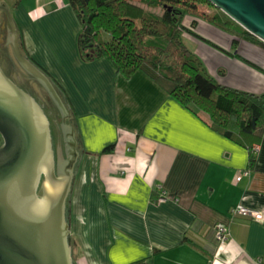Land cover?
Here are the masks:
<instances>
[{
  "label": "crops",
  "instance_id": "1",
  "mask_svg": "<svg viewBox=\"0 0 264 264\" xmlns=\"http://www.w3.org/2000/svg\"><path fill=\"white\" fill-rule=\"evenodd\" d=\"M13 13L20 42L63 90L82 140L69 215L79 264H264V135L253 141V169L238 180L249 167L246 145L210 128L144 72L125 77L106 58H81L68 0H18ZM194 20L185 16L183 25ZM196 21L195 33L218 48L184 39L210 74L263 93L264 48L241 40L229 55L233 36ZM213 91L203 88L208 97ZM236 205L263 219L233 216ZM217 224L229 235L214 248Z\"/></svg>",
  "mask_w": 264,
  "mask_h": 264
},
{
  "label": "water",
  "instance_id": "2",
  "mask_svg": "<svg viewBox=\"0 0 264 264\" xmlns=\"http://www.w3.org/2000/svg\"><path fill=\"white\" fill-rule=\"evenodd\" d=\"M207 1L264 42V0ZM1 8L12 19L5 3ZM11 47L20 67L63 118L57 123L55 150L43 102L0 66V264H77L67 201L70 207L82 140L63 90L22 50L17 34Z\"/></svg>",
  "mask_w": 264,
  "mask_h": 264
},
{
  "label": "trees",
  "instance_id": "3",
  "mask_svg": "<svg viewBox=\"0 0 264 264\" xmlns=\"http://www.w3.org/2000/svg\"><path fill=\"white\" fill-rule=\"evenodd\" d=\"M68 2L81 26L77 47L84 61L106 58L125 77L144 72L210 128L246 145L250 154L248 169H253L256 157L253 141L259 142L264 135V92L255 94L219 83L187 44L184 34L205 40L192 29L197 26L198 18L233 36L232 49L223 50L229 55L234 54L241 40L264 48L263 41L222 11L201 9L203 3L211 5L207 0ZM185 16L195 18L191 28L183 25ZM207 84L214 86L209 97L203 93ZM246 138L252 142L245 143ZM112 150L113 146H108L102 152ZM211 230V242L218 248L216 225Z\"/></svg>",
  "mask_w": 264,
  "mask_h": 264
},
{
  "label": "flooded vegetation",
  "instance_id": "4",
  "mask_svg": "<svg viewBox=\"0 0 264 264\" xmlns=\"http://www.w3.org/2000/svg\"><path fill=\"white\" fill-rule=\"evenodd\" d=\"M4 3L3 0H0V66L2 67L5 74L12 78L19 86L27 90L37 100L43 102V108L47 113L50 120V128L52 134L53 147L56 150L58 146V129L57 123L62 122L63 113L57 111V108L52 100L49 99L48 95L36 85L35 81L27 75L24 70L20 67L16 61L11 47V40L13 35L17 34L19 40V29L15 21L14 14L11 13L12 19H10L8 13L1 8V5ZM16 4V3H15ZM20 42V40H19ZM22 50L27 53L20 42ZM29 56V55H28ZM69 115H71L72 121V112L70 111L69 106H67ZM58 112V113H57ZM2 142V140H1ZM70 208L67 201V216L70 215ZM71 242V237H70Z\"/></svg>",
  "mask_w": 264,
  "mask_h": 264
},
{
  "label": "built area",
  "instance_id": "5",
  "mask_svg": "<svg viewBox=\"0 0 264 264\" xmlns=\"http://www.w3.org/2000/svg\"><path fill=\"white\" fill-rule=\"evenodd\" d=\"M249 173H250L249 169H245L244 171L241 172V174L237 177V179L239 180L242 175H249ZM231 214L233 216L250 217L259 220L263 219V214L261 213V211L243 205L234 206L231 209ZM216 228H217V239L221 243L228 237L229 231L228 228L223 224H217Z\"/></svg>",
  "mask_w": 264,
  "mask_h": 264
},
{
  "label": "rangeland",
  "instance_id": "6",
  "mask_svg": "<svg viewBox=\"0 0 264 264\" xmlns=\"http://www.w3.org/2000/svg\"><path fill=\"white\" fill-rule=\"evenodd\" d=\"M4 3L6 4V6L9 8L10 12L13 13L14 12V6H15V3L17 0H3ZM205 5H208V4H205L203 3L202 6H205ZM212 5V4H211ZM214 7V6H213ZM217 9V8H216ZM162 11V10H160ZM14 14V13H13ZM163 14H165L167 16V13L165 11H163ZM1 140H2V137L0 135V143H1ZM71 236V235H70ZM71 247L74 248L72 249V257H73V260L75 263L79 264L80 262V258L79 256L77 255L76 252H74L73 250H75L76 248L74 247V244L72 243L71 244Z\"/></svg>",
  "mask_w": 264,
  "mask_h": 264
}]
</instances>
